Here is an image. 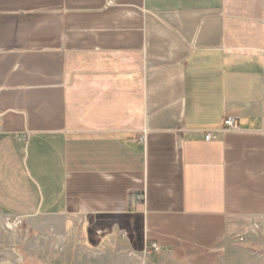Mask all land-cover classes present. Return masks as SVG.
<instances>
[{"label": "crops", "instance_id": "1", "mask_svg": "<svg viewBox=\"0 0 264 264\" xmlns=\"http://www.w3.org/2000/svg\"><path fill=\"white\" fill-rule=\"evenodd\" d=\"M3 217L174 264L264 231V0H0Z\"/></svg>", "mask_w": 264, "mask_h": 264}, {"label": "rangeland", "instance_id": "2", "mask_svg": "<svg viewBox=\"0 0 264 264\" xmlns=\"http://www.w3.org/2000/svg\"><path fill=\"white\" fill-rule=\"evenodd\" d=\"M240 237L233 242L229 257L220 264H264V231L257 225L240 227ZM73 239L61 241L27 229L13 217L0 218V264H174L155 257L107 259V248L87 249L78 225ZM255 248V249H253ZM98 252V253H97Z\"/></svg>", "mask_w": 264, "mask_h": 264}, {"label": "built area", "instance_id": "3", "mask_svg": "<svg viewBox=\"0 0 264 264\" xmlns=\"http://www.w3.org/2000/svg\"><path fill=\"white\" fill-rule=\"evenodd\" d=\"M221 126L223 130L235 129L237 127V118L231 116L224 117L221 120ZM215 138H216L215 135L208 133L205 135L204 140L209 141ZM147 250L158 252L160 251V245L157 242H150L147 244Z\"/></svg>", "mask_w": 264, "mask_h": 264}, {"label": "trees", "instance_id": "4", "mask_svg": "<svg viewBox=\"0 0 264 264\" xmlns=\"http://www.w3.org/2000/svg\"><path fill=\"white\" fill-rule=\"evenodd\" d=\"M253 249H255V248H253ZM256 250V249H255ZM257 250H259V251H261L262 253H264V249H257Z\"/></svg>", "mask_w": 264, "mask_h": 264}]
</instances>
